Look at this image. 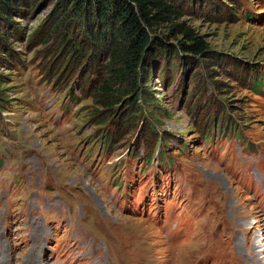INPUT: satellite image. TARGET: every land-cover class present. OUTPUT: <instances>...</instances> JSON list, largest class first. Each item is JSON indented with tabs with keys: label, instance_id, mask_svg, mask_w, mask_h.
Masks as SVG:
<instances>
[{
	"label": "rangeland",
	"instance_id": "1",
	"mask_svg": "<svg viewBox=\"0 0 264 264\" xmlns=\"http://www.w3.org/2000/svg\"><path fill=\"white\" fill-rule=\"evenodd\" d=\"M168 2L124 79L63 0L0 16V264H264V0Z\"/></svg>",
	"mask_w": 264,
	"mask_h": 264
},
{
	"label": "trees",
	"instance_id": "2",
	"mask_svg": "<svg viewBox=\"0 0 264 264\" xmlns=\"http://www.w3.org/2000/svg\"><path fill=\"white\" fill-rule=\"evenodd\" d=\"M63 1L76 14L85 12L88 24L102 33L108 41L110 64H119L114 74L122 79L134 77L140 69H147L146 55L152 56L153 46L163 50L164 43L151 38L149 30L158 24L172 21L175 16L168 0ZM10 2L11 0H0V16L9 13ZM174 27H178V24H171L170 29ZM181 33L189 41L186 45L187 52L199 54L205 50V43L189 28L182 27Z\"/></svg>",
	"mask_w": 264,
	"mask_h": 264
},
{
	"label": "bare ground",
	"instance_id": "3",
	"mask_svg": "<svg viewBox=\"0 0 264 264\" xmlns=\"http://www.w3.org/2000/svg\"><path fill=\"white\" fill-rule=\"evenodd\" d=\"M163 230H165V228H163ZM166 233L169 234L170 238H172L173 241H174V240L176 239V237H177L176 233H171V232H169V231H167V230H166ZM173 241H172V242H173ZM175 242H177V241H174V243H171V245H172V244H175ZM43 251L46 252V249L43 248Z\"/></svg>",
	"mask_w": 264,
	"mask_h": 264
}]
</instances>
